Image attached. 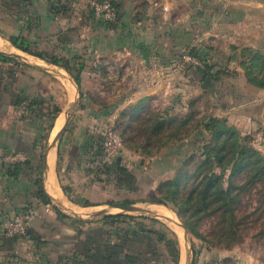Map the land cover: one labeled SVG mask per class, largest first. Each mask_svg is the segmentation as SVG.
<instances>
[{"label": "crops", "instance_id": "obj_1", "mask_svg": "<svg viewBox=\"0 0 264 264\" xmlns=\"http://www.w3.org/2000/svg\"><path fill=\"white\" fill-rule=\"evenodd\" d=\"M112 1L118 7L119 17L109 25L80 0H0V52L13 57L12 62H7L0 56V264L119 262L117 236L109 238V247L105 249L97 247L99 234L87 231L92 229L91 225L100 222H94L98 218L89 214L108 206L113 200L106 173L102 170L103 151L97 153L96 139L87 144L85 134L79 138H66L64 133L60 143L51 150L48 169L45 168L51 137L42 138L41 129L48 128L49 120L53 118L50 114L59 104L53 90L57 80L50 70L27 62L30 67H24L21 59L11 56L18 53L16 50L24 52L8 39L11 35L23 36L39 50L65 59L80 58L82 55L77 52L91 49V52L101 54L100 57H108L110 64L120 68L122 73L129 71L133 64L139 73L137 77H142L141 82L145 77L153 81L157 74V79L160 78V71L153 69L156 61L152 55L163 58L161 53L168 47L167 42L160 41L163 34L176 40L178 34L189 35L192 50L201 47L199 34H207L211 35L209 40L230 44L225 49L230 46L239 50L247 48L264 54V0ZM212 48L213 44L201 47L207 51ZM72 53L74 55L70 56ZM245 53L242 51L239 64L230 59L231 64L237 66L238 73L232 75L226 85L228 102L222 112L229 125L243 135H249L251 143L264 153V87L247 78L242 61L249 64L251 54ZM21 55L30 62L28 56ZM230 57L234 58L233 55ZM104 61L101 59L100 63L106 64ZM80 63L86 67L83 60ZM62 70H57L60 72L57 75L67 79L66 87L73 98L76 86ZM261 76L262 73L259 78ZM154 87L151 83H142L131 92L121 93L128 98L121 109L140 97L146 99ZM24 102L30 106L26 112L22 107ZM56 132L58 130L54 129V134ZM92 150L94 153H90ZM54 151L55 160L52 159ZM40 186L51 197V203H44L39 197ZM53 197L85 214L77 216L62 208L61 213L56 212ZM86 201L90 205H86ZM24 210L32 211L29 221L31 238L7 236L4 223ZM101 219L107 221L104 216ZM179 235L183 238L181 230ZM229 255L227 251L205 248L198 264H209L212 259ZM240 257L246 264H251L248 254L245 258Z\"/></svg>", "mask_w": 264, "mask_h": 264}, {"label": "rangeland", "instance_id": "obj_2", "mask_svg": "<svg viewBox=\"0 0 264 264\" xmlns=\"http://www.w3.org/2000/svg\"><path fill=\"white\" fill-rule=\"evenodd\" d=\"M178 35L177 40L167 34L160 36V41L168 44L166 51L161 53L163 58L152 55V59L156 61L153 69L160 71V78L158 80V74H154L155 80L148 81L145 77L143 82L140 81L142 77H137L139 73H136L135 65L132 64L129 71L122 73L120 68L110 64L108 57H100L101 54L91 52V49L77 52L82 55L80 58L76 56L68 59L73 67L72 73L62 66H54L47 61H41L35 55L16 50L19 54L28 56L30 62L49 66L52 76L57 80V86L54 85L53 90L57 95L56 101L60 111L53 116L52 126L49 124L48 128L41 129L42 138L51 137L49 141L53 140L57 134H54V129L60 130L66 118V109L76 96L78 100L73 106V115L65 131L66 138H79L81 134H85L87 144L96 139L97 153H105L102 144L105 128L115 124L122 133L123 146L114 159H120L126 170L118 175L105 174L113 200L103 208H109L113 213L122 212L118 205L123 204L124 200H130L145 209L127 213L132 215V218L117 220L106 221L101 219L103 216H92L98 218L94 219V222H100L91 225L90 231L87 230L90 234H99L100 237L97 238L100 242L97 247L100 248H108L109 238L118 237V264H174V257L166 242H160L155 234L149 235L148 228H156L162 233L168 232L178 238L181 250L179 264H184L189 247L190 264H198L200 254L205 248L229 252L230 255L219 258V262L224 260L231 264H246L240 256L245 258V254H248L251 264H261L264 262L263 173H259L255 178L254 174L257 173L246 167L233 174L232 164L226 168H214L217 173H223V184L226 188H230L232 184L238 186L232 187L233 192L238 194V200L234 204L235 219L230 216L222 199L213 202L214 197H211L204 202L207 207L197 212L196 208L189 214L190 210L181 209L171 199L163 200L158 189L161 182L180 175V198L186 197L196 188L199 191L204 190L202 176L208 173V170H198V164L203 158L204 145L214 138V129L209 124L219 126L224 121L222 111L228 102L225 98L226 85L233 78L232 75L238 73L237 66L232 65L230 59H235L239 64L243 58V49L231 46L225 49L230 44L209 40L211 35L199 34L198 37L201 47L213 44L210 51L202 50L201 47L199 50H192L190 36ZM177 42L181 43L173 45ZM9 49L10 47L7 50ZM232 55L234 58L230 57ZM101 59L105 60L106 64L100 63ZM82 60L86 64L85 72L82 73V86L79 94L76 92L71 98L66 87L67 79L59 77L53 70L63 69L65 76L73 83L75 69ZM20 62L24 67H30L25 61ZM208 66L210 74L203 75L200 70ZM207 76H211V80L206 85L204 81ZM142 83L155 86L153 92L146 99L140 97L132 105L121 109L124 101L128 99L121 93L131 92ZM27 105L28 102H24L22 107ZM134 106H141V109L133 113ZM159 123L163 124L159 126ZM245 144L254 146L248 140ZM90 153H94V150ZM105 164L109 166L114 162ZM220 204L223 205L220 207ZM184 220L191 221L203 237L187 229L186 244L185 228L179 225V222L184 224ZM232 225L235 227L232 228ZM175 226L178 231L174 229ZM180 230L183 232V238L179 235ZM232 231L236 232L235 241H232Z\"/></svg>", "mask_w": 264, "mask_h": 264}, {"label": "trees", "instance_id": "obj_3", "mask_svg": "<svg viewBox=\"0 0 264 264\" xmlns=\"http://www.w3.org/2000/svg\"><path fill=\"white\" fill-rule=\"evenodd\" d=\"M118 17H119V10H118L117 18ZM105 22L111 25L110 21H105ZM8 39L12 42L13 45L18 47L22 51L30 53L32 55H36L38 58L43 59L47 62L62 66L72 73L73 67L71 66L70 61L68 59H64L56 54L48 53L44 50H39L36 46L34 47L32 45L33 42L31 40L23 36L11 35ZM243 52L251 54L249 64L246 65L245 62L242 61L244 67L246 68L247 78L252 83L264 87V54H261L258 51L247 48H244ZM0 56L2 57V59H5L7 62H12L13 60V57L5 55L2 52H0ZM84 68L85 65L83 63L78 62L77 69H75L76 71L74 74V81L77 83L79 89H81L82 86V72ZM200 71H202L203 75L210 74L209 66L208 68H204L203 70ZM260 73H262V76L259 78ZM27 108L30 110L29 104L27 105ZM139 109H141V106H134L133 113ZM59 111L60 108H58L57 106L54 109V113L50 115L52 117L53 116L55 117L57 115V112ZM49 124L50 126H52V120H49L48 125ZM162 124L163 123H159V126H161ZM209 125L212 126L214 129V138L204 145L203 158L201 159L200 164H198V170L201 168L203 170H208V173L203 174L202 176L204 177V183H205L204 190L199 191L198 188H196L194 192H190L188 195H186V197L180 198L181 196H180L179 185L182 177L180 175L161 182L158 189L162 193V199L163 198L165 200L171 199L173 202L177 204L178 207L180 206L181 209L185 208L187 210H190L189 214L193 212L191 210H194L196 208H197L196 210L197 212L202 208L207 207L208 205L204 206L205 205L204 202H207L208 199H210L211 197H214L213 202L215 201L219 202L222 199L224 200L223 201L224 204H226L227 206L230 216L235 219L236 215H235L234 204L238 200V194L236 192H233L232 187L237 188L238 186L236 184H232L230 188H226L223 184V179H224L223 173H217L214 170V168L216 166L226 168L232 164V173L236 174L239 170H242L246 167H250L251 171L257 173L254 174V177L256 178V175H258L259 173L264 174V153H262L255 145L248 146L247 144H245L247 140L251 142L249 135H245L247 137L243 136V134L237 128L229 125L226 119H224V121L219 126H214L211 123ZM103 141L104 140H102V144ZM102 154H104V152ZM101 162L103 166L102 168L103 172L109 175H112V173H114V175H118V173H120L121 171L123 173L126 170L125 166L122 164L120 159L117 160V158L113 160L114 164L109 166L106 165L104 161L101 160ZM37 193L44 203L52 202L51 197L47 194L43 186H40ZM84 203L86 205H90L89 201H86ZM125 203H132V202L130 200H124L123 204ZM160 203H165V202L160 201ZM222 205L220 204V207ZM54 209L58 213H61L62 211L58 207V205H54ZM180 212L181 211L178 210V213L181 215ZM128 217L132 218L133 216L121 212L104 216V218L108 220H117L119 218L121 219ZM184 225L192 233H195L199 237H203L202 234H200L196 230V226L194 224L192 225L191 221L184 220ZM231 227L233 228L235 226L232 225ZM147 232L149 235L152 234L157 235V238L160 242H166V245L170 248V251L174 257V264H179L181 250L179 247L178 238L174 234L173 236H171L168 232L162 233L156 228H148ZM232 233L234 234L232 238L234 240L232 241H235L236 232L232 231ZM210 261L211 262L209 264L220 263L218 259H212Z\"/></svg>", "mask_w": 264, "mask_h": 264}, {"label": "built area", "instance_id": "obj_4", "mask_svg": "<svg viewBox=\"0 0 264 264\" xmlns=\"http://www.w3.org/2000/svg\"><path fill=\"white\" fill-rule=\"evenodd\" d=\"M88 8H90L94 15L105 20L113 21L118 16V8L112 0H80ZM195 63L199 64L196 60ZM27 107L24 106V112ZM124 138L115 124L108 125L104 132V162L112 163L114 157L121 151ZM32 218V211L25 210L17 213L13 218L4 223V233L7 236H20L26 240L31 238L29 221ZM220 264H231L228 261H221Z\"/></svg>", "mask_w": 264, "mask_h": 264}, {"label": "water", "instance_id": "obj_5", "mask_svg": "<svg viewBox=\"0 0 264 264\" xmlns=\"http://www.w3.org/2000/svg\"><path fill=\"white\" fill-rule=\"evenodd\" d=\"M11 56H15L21 60H24L25 62L33 65V66H36V67H39V68H43V69H47V70H50L51 68L47 65H41V64H34V63H30L28 62V60L26 59V57H24L23 55L19 54V53H12ZM52 71V70H50ZM54 73L56 74H59L60 75V72H58L57 70H53ZM65 79V78H64ZM211 80V76H207L205 78V81L204 83L207 85ZM75 82V81H74ZM73 82V83H74ZM74 85L76 86V92H78L79 94V87L77 85V83L75 82ZM78 98L77 96L75 98H73L71 101H70V106L69 108L66 109V118H65V122L64 124L62 125V127L60 128V130L57 132L56 136L53 138L52 141L49 142L48 146H47V150H46V155H45V160H44V166L46 169H48V158H49V155H50V152L51 150L56 147L60 141L62 140L63 138V135L67 129V125L73 115V106L76 104ZM53 200L54 202L59 206V208H62V209H65V210H68L70 212H72L73 214L77 215V216H82L81 213H78L74 210H71L68 206H66L65 204H63V202L57 198V197H53ZM119 208L122 209V212L121 213H129V212H139V211H143L145 208L143 206H140L138 204H135V203H125V204H122V205H118ZM109 214H113V212L110 211L109 208H103V209H100V210H97V211H94L92 213H90L91 216H107ZM180 226H182L183 228H185V238H184V241L186 242V244H188V231H187V228L185 227V225L181 222H179ZM190 252H191V248H187V255L185 256V259H184V264H190Z\"/></svg>", "mask_w": 264, "mask_h": 264}, {"label": "bare ground", "instance_id": "obj_6", "mask_svg": "<svg viewBox=\"0 0 264 264\" xmlns=\"http://www.w3.org/2000/svg\"><path fill=\"white\" fill-rule=\"evenodd\" d=\"M71 91L74 92L72 89H71ZM73 94H74V93H73ZM64 122H65V121H64ZM64 122H63V124H64ZM63 124H62V125H63ZM52 156H53L52 159L55 160V151H54V155H52Z\"/></svg>", "mask_w": 264, "mask_h": 264}]
</instances>
